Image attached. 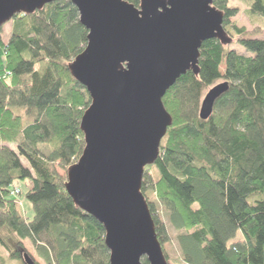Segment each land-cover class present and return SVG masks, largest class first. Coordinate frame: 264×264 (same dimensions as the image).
Segmentation results:
<instances>
[{
  "label": "trees",
  "instance_id": "trees-1",
  "mask_svg": "<svg viewBox=\"0 0 264 264\" xmlns=\"http://www.w3.org/2000/svg\"><path fill=\"white\" fill-rule=\"evenodd\" d=\"M230 1L212 4L249 55L202 43L198 74L187 72L162 98L172 123L144 170L141 192L167 263V229L147 191L168 214L183 264H264V40L232 25ZM245 16L264 20V0H250ZM11 21L6 41L0 27V264H25L24 254L33 264H109L103 227L75 207L59 174L84 147L80 120L90 98L68 66L87 31L69 0ZM218 81L229 88L200 120L202 95ZM12 90L23 96L18 107L4 103ZM18 182L28 184L31 217Z\"/></svg>",
  "mask_w": 264,
  "mask_h": 264
},
{
  "label": "water",
  "instance_id": "water-1",
  "mask_svg": "<svg viewBox=\"0 0 264 264\" xmlns=\"http://www.w3.org/2000/svg\"><path fill=\"white\" fill-rule=\"evenodd\" d=\"M55 0H0V27ZM87 31L86 47L68 66L90 104L80 120L84 147L66 172L76 208L104 230L109 264H167L141 192L146 167L158 158L172 118L162 98L187 72L198 74L203 42L231 44L213 0H69ZM226 82L202 98L207 120ZM25 264H33L23 255Z\"/></svg>",
  "mask_w": 264,
  "mask_h": 264
},
{
  "label": "rangeland",
  "instance_id": "rangeland-1",
  "mask_svg": "<svg viewBox=\"0 0 264 264\" xmlns=\"http://www.w3.org/2000/svg\"><path fill=\"white\" fill-rule=\"evenodd\" d=\"M250 3V0H231L228 3V6L231 8H236L237 9V14L230 19V22L232 25H235L239 28H244L249 34L254 39L258 40H264V20L255 18L252 21L250 19H247L245 16V11L248 8V5ZM12 27V21L6 23L3 27V35L2 39L6 41L8 39L9 31ZM227 49L229 50H234L240 55H249L245 49H243L238 43L236 39H232V42L230 45L226 46ZM224 65L220 66V72H223ZM223 83L221 81L216 82L213 86ZM212 86V87H213ZM208 88L202 95L203 96L212 88ZM201 98V100H202ZM24 102L23 96L21 93H18L14 90H12L10 93L7 94V96L4 99V103L7 106H15L18 107ZM66 172L59 170V174L62 175L65 180H66ZM14 187L18 188L19 191L21 192V195L17 198L18 201H20L22 210L27 214V216L31 217L32 216V210H31V205L24 199V194L27 191L28 184L25 182H18L14 184ZM146 196L148 197L147 200L150 203H153L155 210L157 211V214L163 221V223L166 226L167 229V235H168V242L164 245V250L168 256V263L167 264H183L181 257H180V252L177 246L176 242V235L177 233L174 231V229L169 225L168 219H167V213L160 204L158 205V201L154 195V193H151V191H147ZM241 236L238 233L236 236V239H240ZM2 255L3 252H0Z\"/></svg>",
  "mask_w": 264,
  "mask_h": 264
},
{
  "label": "crops",
  "instance_id": "crops-1",
  "mask_svg": "<svg viewBox=\"0 0 264 264\" xmlns=\"http://www.w3.org/2000/svg\"><path fill=\"white\" fill-rule=\"evenodd\" d=\"M10 32H11V29H10V31H9V35H8V36H10Z\"/></svg>",
  "mask_w": 264,
  "mask_h": 264
}]
</instances>
